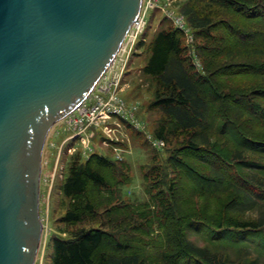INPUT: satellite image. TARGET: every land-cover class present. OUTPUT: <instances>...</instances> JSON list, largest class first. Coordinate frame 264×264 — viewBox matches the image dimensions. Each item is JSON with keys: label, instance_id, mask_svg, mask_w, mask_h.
Listing matches in <instances>:
<instances>
[{"label": "trees", "instance_id": "trees-1", "mask_svg": "<svg viewBox=\"0 0 264 264\" xmlns=\"http://www.w3.org/2000/svg\"><path fill=\"white\" fill-rule=\"evenodd\" d=\"M180 1L194 59L169 23L140 69L166 151L141 165L145 199L123 195L128 162L74 158L52 264H264V0Z\"/></svg>", "mask_w": 264, "mask_h": 264}, {"label": "water", "instance_id": "water-1", "mask_svg": "<svg viewBox=\"0 0 264 264\" xmlns=\"http://www.w3.org/2000/svg\"><path fill=\"white\" fill-rule=\"evenodd\" d=\"M142 0H0V264H34L42 153L116 56Z\"/></svg>", "mask_w": 264, "mask_h": 264}, {"label": "rangeland", "instance_id": "rangeland-1", "mask_svg": "<svg viewBox=\"0 0 264 264\" xmlns=\"http://www.w3.org/2000/svg\"><path fill=\"white\" fill-rule=\"evenodd\" d=\"M142 1L144 8L148 0ZM180 2V0H156L154 7L148 9L145 14L147 23L144 32L132 45L126 44L120 56L124 60L123 63L121 62L109 72L111 78L118 76L114 90L117 95L123 97L125 109L135 114L136 125H129L118 118V115L109 114L108 117L97 119L81 136L74 135L64 126L65 123L62 120L56 122L50 129L42 153L39 195L42 235L34 264H52V239L68 237V229L61 222L68 200L62 194L61 186L67 167L74 158L84 162L90 154L97 153L118 162H128L132 168V180L130 184L123 187V195L138 200L145 199L144 184H142L144 166L141 165L150 159L149 150L158 151L162 156L166 155V151L163 148L164 142L162 145L153 135V126L158 115L148 111L147 106L152 100V91L149 87L151 80L143 78L140 69L146 55L145 48L153 34L169 23L173 27L183 26L186 34L191 36V39H187L186 42L188 54L192 60L194 59L192 30L179 11ZM140 39L144 42L138 48L137 42ZM134 52H136L135 56H133ZM195 61L197 64L196 58ZM197 67H199L198 64ZM154 145L162 148H155ZM200 234L201 232L191 233L190 237L197 236L201 244L203 241Z\"/></svg>", "mask_w": 264, "mask_h": 264}, {"label": "built area", "instance_id": "built-area-1", "mask_svg": "<svg viewBox=\"0 0 264 264\" xmlns=\"http://www.w3.org/2000/svg\"><path fill=\"white\" fill-rule=\"evenodd\" d=\"M155 1L156 0H148V3L144 8L143 1L141 2L139 13L127 32L128 39L123 40V45L119 48L114 60H112L113 62L110 63L108 68L96 82V84L100 86L111 89L114 95L107 97L101 93V91L91 92L84 99V101H82L71 113L62 119L63 123H65L64 126L73 132L74 135L81 136L83 132L86 131L87 127L92 125L97 119L108 117L109 114L118 115V117L125 119L132 125L137 124L135 114L133 115L132 112H128L127 109H125V103L119 97H117V94L114 90V86L116 87L118 82V76L111 78L109 76V72L113 68L117 67L121 62L123 63L124 60L122 57H120L124 51L122 47L124 46L125 48L126 44L132 45L135 41H137L138 37L144 31L146 25V20L144 18L145 14L147 13L148 9L154 7ZM179 24L181 25L182 23ZM175 27L182 31L187 39H191V36L186 34L187 32L184 30L183 26L176 25ZM156 140L163 145L161 140Z\"/></svg>", "mask_w": 264, "mask_h": 264}, {"label": "bare ground", "instance_id": "bare-ground-1", "mask_svg": "<svg viewBox=\"0 0 264 264\" xmlns=\"http://www.w3.org/2000/svg\"><path fill=\"white\" fill-rule=\"evenodd\" d=\"M125 39H128V34L126 35V37L124 38V40ZM124 42V41H123ZM123 42H122V44H121V46L123 45ZM126 42V41H125ZM120 46V47H121ZM123 49H124V46L122 47ZM114 60V59H113ZM117 60H118V58H117ZM115 61H116V59H115ZM113 62V61H112ZM94 91H101V93H103L105 96H107V97H109V96H111V95H114V93H113V91L111 90V89H108V88H105V87H103V86H100V85H98V84H94L93 85V87L91 88V90L89 91V93H91V92H94ZM117 97H119L124 103H125V101H124V99H123V97L122 96H119V95H117ZM84 101V100H83ZM67 116V115H66ZM65 116V117H66ZM65 117H63V118H65ZM62 118V119H63ZM60 121V120H59ZM43 165V164H42ZM41 170H42V168H41Z\"/></svg>", "mask_w": 264, "mask_h": 264}]
</instances>
